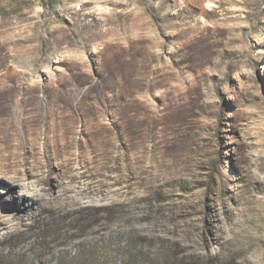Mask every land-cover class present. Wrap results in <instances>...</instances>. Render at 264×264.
<instances>
[{
    "label": "rangeland",
    "instance_id": "obj_1",
    "mask_svg": "<svg viewBox=\"0 0 264 264\" xmlns=\"http://www.w3.org/2000/svg\"><path fill=\"white\" fill-rule=\"evenodd\" d=\"M2 159L0 264H264V0H0Z\"/></svg>",
    "mask_w": 264,
    "mask_h": 264
},
{
    "label": "bare ground",
    "instance_id": "obj_2",
    "mask_svg": "<svg viewBox=\"0 0 264 264\" xmlns=\"http://www.w3.org/2000/svg\"><path fill=\"white\" fill-rule=\"evenodd\" d=\"M26 163L27 161L18 159H15V161L0 160V179L4 180L9 191H12L17 186L23 189L21 199L30 211L34 208L38 210L39 214L46 210L56 211L57 208L48 206L47 203L45 204V202L53 199H62L68 203L71 202L68 195L71 191L69 187L64 186V183L59 181V186H62V191L59 195H55V187H48L47 179L36 172L37 163L32 162L29 167L23 168ZM40 191H43V193ZM9 210L14 212L15 215L20 216L19 206L16 208L10 207Z\"/></svg>",
    "mask_w": 264,
    "mask_h": 264
}]
</instances>
